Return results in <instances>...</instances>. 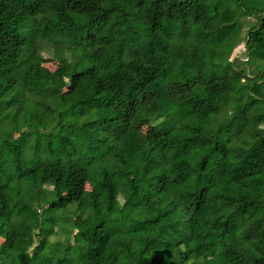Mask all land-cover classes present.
<instances>
[{
    "label": "trees",
    "instance_id": "obj_1",
    "mask_svg": "<svg viewBox=\"0 0 264 264\" xmlns=\"http://www.w3.org/2000/svg\"><path fill=\"white\" fill-rule=\"evenodd\" d=\"M0 264H264V0H0Z\"/></svg>",
    "mask_w": 264,
    "mask_h": 264
},
{
    "label": "rangeland",
    "instance_id": "obj_2",
    "mask_svg": "<svg viewBox=\"0 0 264 264\" xmlns=\"http://www.w3.org/2000/svg\"><path fill=\"white\" fill-rule=\"evenodd\" d=\"M250 20L254 21V18H251ZM242 52H244V45H239L238 47H236L231 60L239 56V53L241 54ZM39 64L48 68L51 71H55L59 67V63L57 61L49 60L47 57L40 59ZM146 130L147 129L145 128L144 131Z\"/></svg>",
    "mask_w": 264,
    "mask_h": 264
}]
</instances>
